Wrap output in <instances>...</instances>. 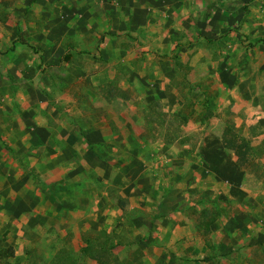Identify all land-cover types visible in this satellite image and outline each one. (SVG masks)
Here are the masks:
<instances>
[{"label":"crops","instance_id":"obj_1","mask_svg":"<svg viewBox=\"0 0 264 264\" xmlns=\"http://www.w3.org/2000/svg\"><path fill=\"white\" fill-rule=\"evenodd\" d=\"M53 1L71 6L77 2L82 9L93 3L0 0L2 73L34 65L42 70L63 66L76 75L92 69L149 72L152 78L142 86L157 94L124 102L80 98L68 89L52 100L44 96L34 106L31 98L22 101L25 114L2 131L10 150L0 144V264H101L92 253L91 234L123 231L131 246L155 253L147 264L159 257L168 264L169 257L177 264H256L252 252L264 249V205L259 199L263 193L250 187L255 176L236 154L238 145L226 143L219 132L250 127V108L242 118L237 114L240 104L251 101L245 93L249 81L235 79L241 67L228 65L235 80L227 83L228 95L220 102L223 108L234 105L228 127L216 102L209 103L208 112L195 107L196 112L188 113L187 99L179 93L171 96L175 70L165 56L174 52L187 64L188 58L203 55L199 46L205 39L225 44V55L234 56L238 46L230 41L237 34L231 29L235 22L251 40H264V0H102L105 8L114 10L105 15L86 10L82 18L102 23L103 30L76 31L75 18L67 13L46 19L52 25L42 30L43 13L36 8ZM30 7L37 14L33 21L26 17ZM98 30L100 36L85 39V45L91 44L87 51L82 49V32L99 34ZM28 55L33 56L26 61ZM160 71L161 82L156 81ZM69 81L68 88L73 86ZM233 88L243 92L231 95ZM122 131H131L133 137L134 131L181 134L171 144L158 140L140 145L135 137L131 145L123 142ZM201 131L217 133L204 137ZM191 132L198 136L194 145L188 143ZM111 191L116 193L113 204ZM203 194L233 203V210L222 214V223L216 219L205 225L208 236L203 229L192 234L189 216L197 211L187 208L188 200ZM252 202L258 211L251 210ZM257 214L261 218L255 221ZM94 242L101 249L100 242Z\"/></svg>","mask_w":264,"mask_h":264},{"label":"rangeland","instance_id":"obj_2","mask_svg":"<svg viewBox=\"0 0 264 264\" xmlns=\"http://www.w3.org/2000/svg\"><path fill=\"white\" fill-rule=\"evenodd\" d=\"M17 1V0H16ZM46 0H43V4ZM66 1V0H65ZM93 1L92 5L88 9H82L81 5L77 2H74L73 8L71 4L66 2V4H60L56 1H53V5L50 6L44 5L41 9L38 5L37 12L42 11L43 13V23L42 30L50 29L51 23L47 22L46 19H54V15H66L67 13L74 17L75 19V27L76 31L79 28L84 29H102L104 26L102 23L92 24L89 21L83 20L82 16L83 12L86 10L91 12H95L96 14H103L107 12H112L114 9L105 8V6L100 3L102 0H91ZM50 3V2H49ZM66 5V6H64ZM69 5V6H68ZM53 6V7H52ZM1 9H0V18H1ZM36 11L30 7L26 12V17L28 21H33L34 16H36ZM25 17V18H26ZM78 20V21H77ZM12 29H14V23H12ZM98 24L101 25L98 27ZM72 25V24H71ZM53 27V26H51ZM235 33L233 38L231 39V43L238 46V51L231 56L225 55L226 50H222L226 48L225 44L220 43L216 40L205 39L203 41V46H199L201 48L203 55L198 57L188 58L187 64L179 60L178 55L174 52L170 53V55L165 56V58L169 59L172 68H174L175 78L173 81L174 88L171 87L170 94L171 96H176L178 93L180 96L185 97L187 99L188 108L187 112H196L195 107L201 109L203 112H208L210 110L209 103L212 101L216 105H221L220 102L223 101V98L228 94L226 93L227 83L232 80L237 79L239 82L242 79H248L247 87L245 88L248 94L251 95V101L247 104H240L237 107V114L239 117H244L247 114V110L249 109L251 112L252 123L247 131H232L233 129H229V131H219L224 134L225 142L233 146L234 144L238 145V151L236 152L240 158L247 161L250 165L251 175H254L255 182L250 184V187L255 191L261 190L260 194L262 198L261 204L264 205V71L262 66L264 65V50L262 47L264 45V40L257 39L251 40L244 32L242 31L243 27L238 22L233 24V28ZM230 29V30H231ZM103 30V29H102ZM94 30H92L93 32ZM242 31V32H241ZM88 33V31H86ZM82 32V38L84 41L82 42V49H89L90 44H84L85 39H92L94 37L100 36V30H98L99 34L95 32L93 34H86ZM107 35H112L111 32L104 31ZM90 41V40H89ZM28 42H31L29 40ZM94 44V43H93ZM129 47L131 44L128 43ZM92 47V46H91ZM28 57H24L26 61L29 60ZM82 61H86V57L81 56ZM98 58V57H95ZM164 58V57H160ZM2 62V56H0V63ZM89 65V61H86ZM12 65V63L10 62ZM236 65L241 67L237 72V78H233V73L228 71V65ZM92 65V64H91ZM243 65L252 67L251 70L248 68H243ZM125 67V66H122ZM2 68V67H1ZM9 68V67H8ZM0 144L4 146L6 150H10L8 144H6L2 140V136L4 135L2 131H8L10 127H8L9 123L13 120L18 121V119L25 114L26 110L22 107V101L25 98H31L34 104H30L31 106L39 103L42 98L45 96L47 99H53L57 96L58 93H63L66 90L73 91L74 94L78 95L80 98L87 97L90 95L95 98H107V100L120 99L124 102H127L132 99H142L145 96H155L156 90L152 87H144L142 83L145 79L149 80V72H129V71H110V72H102L97 70L87 71L85 73H70L63 66H59V69L50 70L44 68L42 70L38 69L37 65H34L32 68L30 66L26 69L20 70H6L2 73V69H0ZM153 75H157L153 73ZM162 72L158 73V78L156 81H160V77ZM154 78V77H153ZM69 80H73V86L68 88L71 84ZM100 83H97V81ZM7 81V82H6ZM88 81V82H86ZM7 84H3V83ZM71 82V83H72ZM88 83V84H87ZM94 83V84H93ZM234 96L241 95L243 92L242 88H238L237 90L233 88ZM240 93V94H239ZM12 101V102H9ZM202 102V103H200ZM244 107V108H243ZM234 108V105H228L223 108L221 107V111L219 112L221 117L226 121V125L228 127L231 126L230 121L234 113H232L231 109ZM144 112V111H143ZM198 113V111H197ZM145 114V113H143ZM141 116V113L139 112ZM153 113L151 116L153 117ZM232 122V121H231ZM152 124L151 122H149ZM140 124H142L140 122ZM143 124L148 125V121L143 122ZM174 124V123H173ZM223 127V125H221ZM246 127V125H245ZM123 142L127 144L134 145L137 141L135 137L138 139L137 143L143 144H154L158 140L171 144L173 140L180 136V131H134L132 133L135 134V137L131 135V131H122ZM204 133V137L207 134L217 133V131H201ZM133 134V135H134ZM196 134V133H195ZM194 135V132H191L190 136ZM189 138L188 143L194 145L197 134L195 136H191ZM191 140V141H190ZM194 148V147H193ZM128 152L125 154L127 155ZM192 154L200 155L199 152L193 151ZM258 180L262 181V184H259ZM111 201L112 204L116 200L115 191H111ZM119 205L124 208L126 204L121 199L119 200ZM257 203L252 202V211L253 208L258 211L259 207H256ZM233 203L226 200H220L217 196L213 194H203L199 197H194L188 200V211L195 209L197 213H193L192 218L194 232L201 231L203 229L204 236H208L209 232L206 229L205 225L209 227V225L216 219L218 222L222 223L223 216L222 214L226 211V209H231ZM255 206V207H254ZM264 210V209H263ZM261 218V214H257V217L254 219ZM234 219V218H233ZM264 219V216H262ZM192 226V227H193ZM175 235H180L176 233ZM92 253L97 257H100L101 264H116V261L122 260V264H147L148 258H151L153 253L152 251L147 249V253L143 252L137 246H131L129 241L128 234L126 236L125 231L120 233H92ZM94 240L100 242L101 249L95 246L96 243ZM135 242V241H133ZM118 243L119 245H116ZM158 243V242H156ZM134 244V243H133ZM116 245V246H115ZM118 246H123V248H119ZM176 244L175 251L179 252L181 249ZM177 249V250H176ZM113 250H116L114 253ZM174 249H171L170 252H174ZM160 253V251H158ZM175 253V252H174ZM151 256V257H150ZM251 257L255 260L256 264H264V249L257 248L256 251L252 252ZM146 258V259H145ZM155 259V258H154ZM170 264H177L172 258ZM160 257L154 260L153 264H168V260L165 261ZM94 264V263H92ZM100 264V263H99Z\"/></svg>","mask_w":264,"mask_h":264}]
</instances>
